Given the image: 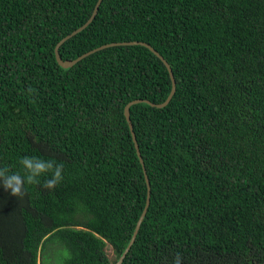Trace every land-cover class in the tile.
<instances>
[{"label": "trees", "instance_id": "16d2710c", "mask_svg": "<svg viewBox=\"0 0 264 264\" xmlns=\"http://www.w3.org/2000/svg\"><path fill=\"white\" fill-rule=\"evenodd\" d=\"M0 0V169L63 164L53 190L0 186V264H264V0ZM30 89L32 91H30ZM113 249L110 259L106 248Z\"/></svg>", "mask_w": 264, "mask_h": 264}, {"label": "clouds", "instance_id": "9594fccd", "mask_svg": "<svg viewBox=\"0 0 264 264\" xmlns=\"http://www.w3.org/2000/svg\"><path fill=\"white\" fill-rule=\"evenodd\" d=\"M30 91H32L30 89ZM24 175L20 173L8 174V170L0 169V186L8 191L11 196L22 201L26 195L25 183L40 184L38 177L50 173V178L46 179L42 187L46 190H53L63 180L62 170L63 164H54L53 161H44L38 157H24L20 161ZM172 264H182V257L177 253Z\"/></svg>", "mask_w": 264, "mask_h": 264}, {"label": "water", "instance_id": "95a60500", "mask_svg": "<svg viewBox=\"0 0 264 264\" xmlns=\"http://www.w3.org/2000/svg\"><path fill=\"white\" fill-rule=\"evenodd\" d=\"M103 0H99L98 3H97V6L94 10V13L92 15V17L89 19V21L83 26L81 27L80 29L76 30L75 32H73L71 35L65 37L56 47V59H57V62L59 63V65L64 68V69H69L71 67H73L74 65H76L79 61H81L82 59L86 58L87 56L91 55V54H94L96 53L97 51H101L105 48H108L110 46H115V45H134V44H141L143 45L144 47L150 49L157 57H159L163 63L166 65V67L168 68L169 70V73H170V76H171V79H172V91L168 97V99L162 103V104H154L152 102H150L149 100H143V99H139V100H135V101H132L130 102L126 108H125V117L130 125V129H131V132H132V136H133V140H134V143H135V146H136V149H137V153H138V156L141 160V163L143 164L144 166V161L142 159V155H141V152H140V147L138 145V142H137V139H136V135H135V132H134V127H133V124H132V121H131V114H130V109L133 105H136V104H139V103H147L153 107H158V108H164L166 107L172 100V98L174 97V95L176 94V90H177V85H176V80H175V77H174V74H173V71L171 69V66L168 64V62L164 59V57H162L160 55V53L158 51H156L152 46H150L149 44L147 43H138V42H129V43H119V44H116V43H112V44H109V45H104L102 47H99L97 49H94L84 55H82L81 57H79L78 59L76 60H66L64 61L62 59V57L60 56V52H59V49H60V46H62L67 40H69L73 35H76L80 32H82L83 30H85L89 24L96 18L97 14H98V11H99V8H100V5L102 3ZM147 178V183H148V187H149V192H148V200H147V204H146V208L144 209L138 223H137V226H136V229H135V232L133 234V237H132V240L129 244V246L127 247V249L125 250V252L123 253V255L120 257V259L118 260V262L116 264H123L124 262V259L125 257L127 256L128 252L131 250L136 238H137V235H138V232L141 228V225L144 221V218L145 216L147 215V211H148V207H149V204H150V182L148 180V177L146 176Z\"/></svg>", "mask_w": 264, "mask_h": 264}, {"label": "rangeland", "instance_id": "374dc122", "mask_svg": "<svg viewBox=\"0 0 264 264\" xmlns=\"http://www.w3.org/2000/svg\"><path fill=\"white\" fill-rule=\"evenodd\" d=\"M107 253L111 260L115 258L113 249L108 246ZM67 251L62 249L58 244H49L43 256H39V264H64V259L68 257Z\"/></svg>", "mask_w": 264, "mask_h": 264}]
</instances>
